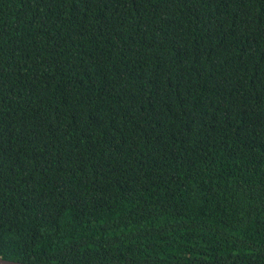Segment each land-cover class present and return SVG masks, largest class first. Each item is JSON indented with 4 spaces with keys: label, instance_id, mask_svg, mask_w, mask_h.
Instances as JSON below:
<instances>
[{
    "label": "trees",
    "instance_id": "obj_1",
    "mask_svg": "<svg viewBox=\"0 0 264 264\" xmlns=\"http://www.w3.org/2000/svg\"><path fill=\"white\" fill-rule=\"evenodd\" d=\"M0 257L264 264V0H0Z\"/></svg>",
    "mask_w": 264,
    "mask_h": 264
},
{
    "label": "water",
    "instance_id": "obj_2",
    "mask_svg": "<svg viewBox=\"0 0 264 264\" xmlns=\"http://www.w3.org/2000/svg\"><path fill=\"white\" fill-rule=\"evenodd\" d=\"M0 264H38V263H29V262H21L15 260H8L0 257Z\"/></svg>",
    "mask_w": 264,
    "mask_h": 264
}]
</instances>
